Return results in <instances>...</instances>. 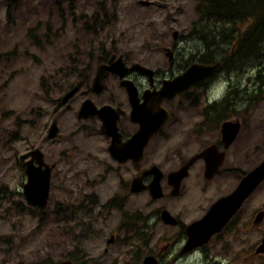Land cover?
Wrapping results in <instances>:
<instances>
[{
    "label": "rangeland",
    "instance_id": "rangeland-1",
    "mask_svg": "<svg viewBox=\"0 0 264 264\" xmlns=\"http://www.w3.org/2000/svg\"><path fill=\"white\" fill-rule=\"evenodd\" d=\"M138 1L0 0V264H58L63 259L76 264H141L145 253L174 235V227L164 226L154 217L146 219L149 226L143 238L120 226L123 213L132 212L136 225L141 220L136 215L166 201H152L146 193L128 195V205L120 210L106 206L97 211L94 203L86 204L85 210L81 207L83 193L89 197L96 191L102 202L117 194L118 182L109 171L113 165L102 153L99 139L78 131L72 109H64L61 115L60 135L47 137L52 114L58 112L50 101L78 81L77 59L85 58L87 75L94 71L97 48L109 54L124 51L130 57L148 54L157 58L159 46L167 44L172 31L187 35L195 20L226 35L222 39L216 33L217 43L223 46L235 38L237 42L233 34L251 24L209 17L199 20L198 0H149V5ZM95 14L99 19H112L103 27L85 28V18L88 25ZM259 44L260 71L244 64L239 78L245 83V130L236 142L243 148L245 171L264 156V34L259 33ZM161 59L166 61L163 53ZM161 64L154 62V66ZM248 67L259 80L248 79ZM107 92L102 90L97 98L104 100ZM79 98L75 95L73 100ZM34 148L42 152L46 163H54L47 205L39 214L21 192L25 181L22 164ZM173 163L159 165L167 169ZM123 167L116 169L128 180L131 172ZM182 206L186 220L200 213L190 204ZM259 209H264V179L245 199L237 218L205 245L206 253L193 252L171 261L165 253L163 264H264V252H254L264 234V215L258 224L252 222ZM112 233L114 239L109 243ZM172 246L171 253L177 252V243Z\"/></svg>",
    "mask_w": 264,
    "mask_h": 264
},
{
    "label": "flooded vegetation",
    "instance_id": "flooded-vegetation-1",
    "mask_svg": "<svg viewBox=\"0 0 264 264\" xmlns=\"http://www.w3.org/2000/svg\"><path fill=\"white\" fill-rule=\"evenodd\" d=\"M149 4H151L150 1ZM207 17L215 21H224L223 18L218 20L211 15H198L199 20ZM198 23L199 21H194L187 35L179 34L175 30L176 35L174 36L173 30L171 39H166L167 44L159 46L160 53L157 58L154 57L155 55L149 56L148 54H146L148 57L143 56V58L141 54L130 57L124 51H113L109 54L106 50L97 48L98 56L94 63V71H89L86 75L85 58L77 59L75 74L78 81L63 94L50 101L55 102L54 109L58 110L54 116L52 114L49 124L50 126L55 120L58 128L57 136L60 135L59 123L64 109H72L73 116L75 114L77 117L74 120L79 123L78 131L84 135L92 133L91 135L97 136L102 153L113 165L109 171L117 176V194L112 193L104 201L99 202L98 192L95 191L89 197L83 193L80 201L82 208L86 204L94 203L98 204L97 211L105 210L106 206L110 207V210H120L128 205V195L140 193L148 194L152 201L166 200L160 202L156 208L136 215L138 220L141 219L136 225H134L132 212L123 213L124 220L120 223L122 228H128L130 235L140 238H143L147 231L149 225L146 219L150 217H154V220L163 223L164 226L175 228L171 239L144 254V256H153L154 261L150 264H163L162 258L165 253H169L170 259L167 257L169 261L193 252L206 253L205 245L237 218L245 200L219 232L212 234L205 244L196 246L187 252L180 251L187 239L184 228L189 223L199 220L218 198L230 193L245 173L264 158L263 156L245 171L242 163L243 148L240 142H236L240 132L245 130L243 92L245 83L240 81L244 73L242 68L244 64H251V68L260 69L262 61L258 56L260 53L259 34H254V38L245 43L244 36L250 28L248 25L245 26L246 30L243 29L240 34H233L232 39L237 36V42L235 38L227 44L228 46H223V43L210 42V36L212 37L214 32L213 28L200 26ZM215 31L218 37L222 39L226 37L224 34L221 36L219 30L215 29ZM235 31L236 29L233 30ZM162 53L166 57L165 62L161 59ZM111 57V61L120 58L126 68L135 63L145 66L151 70V74L141 72L137 68H129L124 76L120 77L117 73L107 70L102 78V88L96 91L92 87L96 68L100 63H109ZM156 60L162 62L161 66H154ZM199 65H215V68L208 74H203L204 71L196 68ZM190 67H194L191 76H183ZM249 69L248 67L245 70L248 79L252 77L253 81L259 80L256 73L251 75L248 72ZM173 78L178 80L179 86L184 87L181 86L183 88L177 90L171 97L160 100L157 91L164 81ZM122 80L129 81L132 84L130 89L133 88L134 92H128ZM74 86L77 87L75 92L63 102V95ZM248 86H250L249 83ZM104 89H108V92L106 98L100 101L101 99L97 96ZM75 95L80 96L77 102L73 100ZM86 99H89L96 108L108 105L109 109H103L108 111L107 114L101 113L102 117L98 113L87 118L79 117L78 110ZM103 120L109 125V132L101 128ZM86 121L92 123L84 125ZM63 125L65 126L64 120ZM171 160L174 163L167 169L159 165V163L164 164ZM121 165L124 166L125 172H131L128 174V180H125L124 175L116 169V166ZM154 166L157 171L149 172ZM102 170L106 173V166L103 165ZM175 171L177 172L175 177L180 175L178 184H176L175 177V179L168 178V174ZM157 173L161 196L152 198L147 188L137 192L131 191L132 180H138L146 187ZM182 204H190L198 208L200 213L186 220L184 216L186 208ZM163 210L172 216L174 223H168L162 219ZM260 210L264 215V209L258 211ZM109 238L113 241L114 233L110 234L107 242ZM140 242L142 243L141 240ZM174 243H177L176 250L178 251L171 253ZM237 264L242 263L239 261Z\"/></svg>",
    "mask_w": 264,
    "mask_h": 264
},
{
    "label": "water",
    "instance_id": "water-1",
    "mask_svg": "<svg viewBox=\"0 0 264 264\" xmlns=\"http://www.w3.org/2000/svg\"><path fill=\"white\" fill-rule=\"evenodd\" d=\"M139 4L147 5L149 4V1L139 0ZM173 35H176V31L173 32ZM112 57L110 58L109 63H100L97 66L95 75L92 80V87L94 90L98 91L102 88V78L107 70L117 73L120 77H123L127 69L129 68H137L141 72L151 74V70L145 66L135 63L132 64L129 68H126L120 58L116 59L115 61H111ZM192 68L194 67H190L187 72L183 74V76H191ZM196 68L202 70V72L204 71L203 74H208L213 70V68H215V65H199ZM175 79L173 78L171 80H166L163 82L162 87L157 91L158 98H160V100L165 97H171L177 90L184 87L183 85L179 86L178 80ZM122 83L126 86L128 92H134L133 88L130 89V87H132V84H130L129 81L122 80ZM76 89L77 87L74 86L72 89L66 92L62 97V101L65 102L71 96V94L75 92ZM105 108L109 109V106L104 105L100 108H96L89 99H86L81 104L78 110V116L81 118H87L94 113H98V115L102 117L101 113L107 114L108 112L107 110H103ZM165 118L166 117H164V119ZM108 126L109 125L105 122V120H103L101 128L103 130H106V132H109ZM56 136L57 126L55 120H53L48 128L47 137L54 138ZM110 150H112V147H110ZM28 155L29 157L24 163L25 181L22 184L21 192L28 204H33L39 209H43L47 205L50 175L54 164L46 163L43 159L42 152L37 148L31 149L28 152ZM150 171L155 172L157 171V168H155L154 166L149 170V172ZM175 174H177L176 171L169 173L168 178L173 179L175 177ZM175 178L176 184H178L180 175H177ZM263 179L264 158L260 161L259 164L245 173V175L239 180L236 187L230 193L218 198L199 220H195L186 225L184 231L187 235V239L180 251L187 252L196 246L203 245L209 240L212 234L219 232L228 222L231 216L236 212V210L241 206L242 202L256 189V187L263 181ZM144 188H147L149 190L150 196L154 199L161 196L158 173L154 175V177L146 187L143 186L140 181L135 179L132 180L130 187L131 191L137 192ZM161 217L165 222L174 223L172 216L166 210L162 211ZM262 217L263 211L260 210L255 214L253 223H259ZM111 241L112 238H109L108 242ZM255 252H264V235L262 236L260 243L256 246ZM153 261L154 258L152 255H146L142 259V264H150ZM58 264L76 263L72 259H63Z\"/></svg>",
    "mask_w": 264,
    "mask_h": 264
},
{
    "label": "trees",
    "instance_id": "trees-1",
    "mask_svg": "<svg viewBox=\"0 0 264 264\" xmlns=\"http://www.w3.org/2000/svg\"><path fill=\"white\" fill-rule=\"evenodd\" d=\"M197 12L199 15H211L215 18L230 21H250L249 32L245 34V43L254 38V34L262 36L264 34V0H198ZM105 15V14H101ZM88 18V17H87ZM87 18H85V28L100 26L103 27L110 19L105 17L98 18L97 14L89 17L88 25ZM259 32V33H258ZM212 43H217L216 33H212ZM261 39V38H260ZM23 166V164H22ZM20 209L22 206L18 205ZM37 210V214L42 213L41 209L32 205Z\"/></svg>",
    "mask_w": 264,
    "mask_h": 264
}]
</instances>
